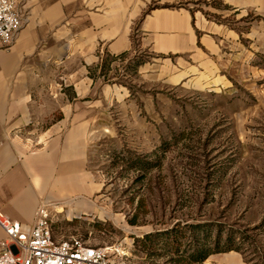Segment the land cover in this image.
Here are the masks:
<instances>
[{
    "label": "rangeland",
    "instance_id": "obj_1",
    "mask_svg": "<svg viewBox=\"0 0 264 264\" xmlns=\"http://www.w3.org/2000/svg\"><path fill=\"white\" fill-rule=\"evenodd\" d=\"M174 70L151 53L105 57L95 68L101 106L87 126V170L99 184L84 200L96 214L57 206L53 234L123 242L125 264H191L187 224L202 221L247 264H264V101L239 78L175 81ZM164 230L169 239H143Z\"/></svg>",
    "mask_w": 264,
    "mask_h": 264
},
{
    "label": "crops",
    "instance_id": "obj_2",
    "mask_svg": "<svg viewBox=\"0 0 264 264\" xmlns=\"http://www.w3.org/2000/svg\"><path fill=\"white\" fill-rule=\"evenodd\" d=\"M18 8L22 29L11 46L0 42V210L12 219L32 225L41 203L96 214L84 200L99 184L87 170V126L101 106L93 72L105 57L155 54L170 60L175 81L223 86L230 75L264 101V0H18ZM202 264L247 262L229 250Z\"/></svg>",
    "mask_w": 264,
    "mask_h": 264
},
{
    "label": "built area",
    "instance_id": "obj_3",
    "mask_svg": "<svg viewBox=\"0 0 264 264\" xmlns=\"http://www.w3.org/2000/svg\"><path fill=\"white\" fill-rule=\"evenodd\" d=\"M23 26L18 0H0V42L9 47ZM0 264H125L129 248L123 242L92 244L77 234L56 239L52 209L41 203L32 225L12 219L0 210Z\"/></svg>",
    "mask_w": 264,
    "mask_h": 264
},
{
    "label": "trees",
    "instance_id": "obj_4",
    "mask_svg": "<svg viewBox=\"0 0 264 264\" xmlns=\"http://www.w3.org/2000/svg\"><path fill=\"white\" fill-rule=\"evenodd\" d=\"M208 222H191L187 224V226L192 230L193 238H194V244L192 252H190V261L191 264H202L203 261L214 252L223 251V250H230L233 249V244L229 241L226 243V245L220 244V237H211L208 234ZM177 230L182 231V228H177ZM163 235L165 238H168L171 236V233L169 230H164L162 232L155 231V232H149L146 233L143 237L144 240H148L150 238H154V236ZM180 233V237H181ZM167 239V241H168ZM177 240L178 237H175ZM177 245H179L177 243ZM180 246V245H179ZM180 263L181 259L177 260ZM177 263V262H176Z\"/></svg>",
    "mask_w": 264,
    "mask_h": 264
}]
</instances>
